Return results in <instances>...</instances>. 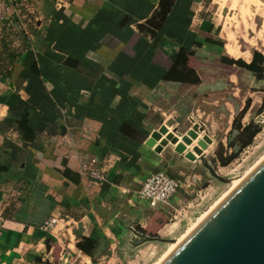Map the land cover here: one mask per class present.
<instances>
[{
  "label": "crops",
  "instance_id": "0c3cea01",
  "mask_svg": "<svg viewBox=\"0 0 264 264\" xmlns=\"http://www.w3.org/2000/svg\"><path fill=\"white\" fill-rule=\"evenodd\" d=\"M17 2L26 7L0 23V264H47L61 253L58 241L92 264L77 243L94 240L95 259L123 241L134 248L125 210L132 207L138 217L151 206L131 192L162 169L170 149L179 161H190L172 144L160 153L148 146L152 132L163 125L179 133L195 122L205 125L204 114L213 110L207 98L225 82L220 70H233L232 84L238 71L264 83L224 59L250 64L255 51L264 55V38L260 48L248 50L228 33L217 37L224 28L204 18L194 0H177L155 37L138 26L160 0ZM29 16L34 19L25 21ZM181 48L192 52L188 65L198 83L166 78ZM204 49L213 56L199 54ZM22 119L30 132L22 130ZM124 125L131 133L123 132ZM100 168L107 179L97 185L89 174ZM51 217L58 222L45 229ZM59 221L66 231L56 235Z\"/></svg>",
  "mask_w": 264,
  "mask_h": 264
},
{
  "label": "rangeland",
  "instance_id": "374dc122",
  "mask_svg": "<svg viewBox=\"0 0 264 264\" xmlns=\"http://www.w3.org/2000/svg\"><path fill=\"white\" fill-rule=\"evenodd\" d=\"M194 1L201 2L202 11L205 14L204 18L210 21L214 20L216 23L221 24L220 28H224L222 37L218 34L221 31L216 34L217 37L227 38L228 33L232 37V42L240 47L242 46L248 50H254L256 47L260 48L258 40L261 36L264 38L261 17V15L264 16L263 3H258L252 7L243 0ZM240 1L243 3L241 4ZM22 6L24 5L17 2L18 10ZM29 18L34 19L29 16L26 17L25 21H28ZM29 25L28 29L34 28V24L30 23ZM224 40V42H227V39ZM222 50L220 52H224V49ZM210 53V49H204L199 54L213 56ZM184 64L185 67L181 65V68L191 69L188 60ZM232 72L231 69H226L225 72L220 70L219 75L225 82H223L217 95L213 98L210 96L207 98L208 102H206L209 104L207 106L209 107L211 103L213 110H208L209 114L207 115L204 114L206 123L204 126L207 132L199 137L201 139L206 133L211 134L214 142L205 151V154L219 174L230 180L222 182L213 177L201 161H198V163L179 161L170 149L164 158L165 164H163V167L161 164L162 169L158 171H166L178 177L183 183V187L172 201L177 210H173L167 205H160L155 209L145 208L142 215L136 217L133 215L132 207L131 210L126 209L128 215H124V218H128L125 221L126 223H133L130 225L131 230L134 228L149 236L176 241L188 229L193 228L200 221L201 216L205 215L212 205H215V202L221 199L222 195L227 194V191L231 188L232 179L245 175L264 156V92H262L264 91V83L254 82L252 75H243L238 71V78L234 75L231 77L235 82V84H232L230 83ZM253 90L260 91L250 97ZM214 97H216V101ZM214 106L216 109H214ZM185 125H188V123ZM248 127L250 129L243 132ZM255 127L258 128L256 135H254L251 143L246 144L251 131ZM181 131L184 132L185 127L180 130V133ZM140 187L141 183L138 182L135 187V191H137L131 192L136 201ZM144 204L149 206L146 202ZM175 222H177L176 227H173ZM67 227L69 226L67 225ZM65 229L64 222L59 221L58 227H56L57 231H55L56 235L61 234ZM172 243L173 241H153L129 248L123 241V245H120L115 252H107V254L101 255L95 260L96 264H156L164 256L163 254H166ZM57 248H61V253H53L50 259L47 260V264H86L85 259L77 253H73L61 241H58Z\"/></svg>",
  "mask_w": 264,
  "mask_h": 264
},
{
  "label": "water",
  "instance_id": "95a60500",
  "mask_svg": "<svg viewBox=\"0 0 264 264\" xmlns=\"http://www.w3.org/2000/svg\"><path fill=\"white\" fill-rule=\"evenodd\" d=\"M203 123L185 133L163 125L152 132L146 144L162 152L169 144L190 161H201L209 173L222 182V176L208 160L205 151L213 144ZM197 140V145L188 150ZM133 247L146 242H172L133 229ZM138 238V242H135ZM159 264H264V158L223 196Z\"/></svg>",
  "mask_w": 264,
  "mask_h": 264
},
{
  "label": "trees",
  "instance_id": "16d2710c",
  "mask_svg": "<svg viewBox=\"0 0 264 264\" xmlns=\"http://www.w3.org/2000/svg\"><path fill=\"white\" fill-rule=\"evenodd\" d=\"M177 0H160L159 5L153 15L148 18L144 23L139 24V29L140 31L146 32L150 34L152 37H155L160 31L168 17L170 16ZM192 54V52L181 48L179 50V53L177 55V59L175 61L174 66L168 71V74L166 75L167 79H179L181 81H186V82H192V83H198L199 78L197 77L195 71L193 69L189 68H181V65L185 67L186 61L188 60V55ZM226 63L229 64H238L240 66L245 67L246 69L256 72L258 77L264 78V55L261 54L258 51L254 52V58L253 61L250 64H247L246 62L242 60H233L228 57L224 58ZM24 119V118H23ZM22 119L20 122L22 130L27 133L30 132L29 128H27V123ZM27 120V119H26ZM26 127V128H25ZM250 129V127L246 128L243 132H247ZM123 132L125 133H131V130L124 125L122 128ZM252 130V128H251ZM258 131V128L255 127L252 131L251 134L248 137L247 143H251L253 140L254 135H256ZM77 247L82 250L84 253L90 255L92 257V261L95 263L96 260L93 257L92 251L96 247V242L92 239L89 238H84L82 241L77 243Z\"/></svg>",
  "mask_w": 264,
  "mask_h": 264
},
{
  "label": "built area",
  "instance_id": "2783aa9c",
  "mask_svg": "<svg viewBox=\"0 0 264 264\" xmlns=\"http://www.w3.org/2000/svg\"><path fill=\"white\" fill-rule=\"evenodd\" d=\"M17 0H0V23H8L14 18L18 12ZM107 172L104 168L96 169L90 172V180L99 185L106 181ZM183 187L182 181L166 171H158L146 177L141 182V187L138 191L139 199L148 203L151 207H158L160 205H167L173 210H177L172 204L176 198L177 193ZM58 222L56 217L49 218L45 224V229H52ZM3 234V225L0 221V238Z\"/></svg>",
  "mask_w": 264,
  "mask_h": 264
},
{
  "label": "bare ground",
  "instance_id": "6f19581e",
  "mask_svg": "<svg viewBox=\"0 0 264 264\" xmlns=\"http://www.w3.org/2000/svg\"><path fill=\"white\" fill-rule=\"evenodd\" d=\"M232 52H234V51H232ZM197 141V140H196ZM196 141H194V143H193V147L194 146H196L197 144H196ZM192 146H190L189 147V150H192ZM209 148V147H208ZM264 158V156H262L260 159H259V161L258 162H256L255 163V165L254 166H252L251 167V169L250 170H248V172H246V174L247 173H249L262 159ZM245 174V175H246ZM245 175H243V176H240V177H238V178H234V179H232V181H231V188L227 191V193L245 176ZM226 194H224V196H225ZM223 196V195H222ZM222 196H221V198H222ZM217 202H218V200H217ZM217 202H215V203H217ZM214 205V204H213ZM213 205H212V207H213ZM211 207V208H212ZM210 210V209H209ZM205 214V213H204ZM204 216V215H203ZM203 216H201V218L203 217ZM200 218V219H201ZM191 229H192V227H191ZM190 229V230H191ZM189 229H188V231L182 236V237H180V238H178L176 241H173V243L171 244V246H170V248H169V250L166 252V254H163L164 256H162V258L161 259H159V261H157L156 262V264H159V262L180 242V240L190 231Z\"/></svg>",
  "mask_w": 264,
  "mask_h": 264
}]
</instances>
